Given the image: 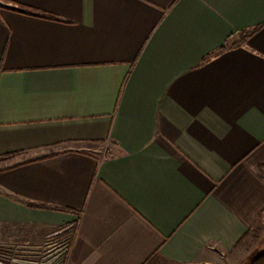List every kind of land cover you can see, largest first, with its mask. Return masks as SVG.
Instances as JSON below:
<instances>
[{
	"label": "crops",
	"instance_id": "1",
	"mask_svg": "<svg viewBox=\"0 0 264 264\" xmlns=\"http://www.w3.org/2000/svg\"><path fill=\"white\" fill-rule=\"evenodd\" d=\"M256 228L264 0H0L9 242L72 232L62 264H222Z\"/></svg>",
	"mask_w": 264,
	"mask_h": 264
},
{
	"label": "rangeland",
	"instance_id": "2",
	"mask_svg": "<svg viewBox=\"0 0 264 264\" xmlns=\"http://www.w3.org/2000/svg\"><path fill=\"white\" fill-rule=\"evenodd\" d=\"M7 232V231H6ZM0 229V264H62L66 256L63 237L48 235L39 242L11 243ZM264 252V228H256L222 264H249Z\"/></svg>",
	"mask_w": 264,
	"mask_h": 264
},
{
	"label": "trees",
	"instance_id": "3",
	"mask_svg": "<svg viewBox=\"0 0 264 264\" xmlns=\"http://www.w3.org/2000/svg\"><path fill=\"white\" fill-rule=\"evenodd\" d=\"M12 11L18 13V14H22L25 16H31V17H35V18H41V19H47V20H52L53 18L51 16H48L46 14H41V13H37L35 11H32L30 9H26L24 7L21 6H13L11 8ZM258 172L260 175H263V169L262 167L258 168ZM72 233V232H71ZM67 233L63 239H65V241H67L66 243V248H69L71 239L73 237V233ZM146 264H154L153 261H150ZM249 264H264V252L262 254H260L258 257H256L255 259H253Z\"/></svg>",
	"mask_w": 264,
	"mask_h": 264
}]
</instances>
